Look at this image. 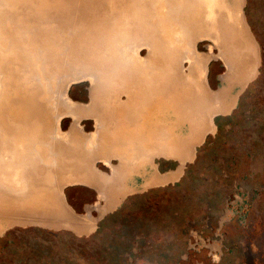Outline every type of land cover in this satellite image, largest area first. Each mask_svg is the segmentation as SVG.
Segmentation results:
<instances>
[{"label":"bare ground","instance_id":"bare-ground-1","mask_svg":"<svg viewBox=\"0 0 264 264\" xmlns=\"http://www.w3.org/2000/svg\"><path fill=\"white\" fill-rule=\"evenodd\" d=\"M245 2L0 0V234L30 225L94 230L95 221L70 206L65 188L102 178L97 163L121 155L112 133L98 126L99 111L112 108L115 98L96 89L89 105L75 103L67 96L73 83L113 84L141 66L166 77L176 94L199 101L200 124L186 130L180 155L195 153L214 133V118L232 110L258 75ZM204 40L218 52H199ZM213 59L227 68L217 91L207 82ZM67 115L74 124L63 133ZM84 118L95 120L92 134L84 133Z\"/></svg>","mask_w":264,"mask_h":264},{"label":"rangeland","instance_id":"rangeland-1","mask_svg":"<svg viewBox=\"0 0 264 264\" xmlns=\"http://www.w3.org/2000/svg\"><path fill=\"white\" fill-rule=\"evenodd\" d=\"M244 14L259 48L258 75L229 114L214 118L216 132L196 147L185 177L128 196L90 237L68 229L15 226L0 236V264H264V0H246ZM210 45L201 41L197 50L217 53ZM147 53L143 47L140 55ZM226 72L222 60H211L207 82L212 91L220 89ZM67 96L89 105L90 81L72 85ZM73 124L67 115L59 126L64 133ZM80 125L85 134L96 130L93 118ZM155 163L161 173L180 165L163 157ZM97 168L111 172L103 162ZM65 196L78 216L86 219L87 208L94 207L92 216L99 218L98 191L76 185L66 188Z\"/></svg>","mask_w":264,"mask_h":264},{"label":"flooded vegetation","instance_id":"flooded-vegetation-1","mask_svg":"<svg viewBox=\"0 0 264 264\" xmlns=\"http://www.w3.org/2000/svg\"><path fill=\"white\" fill-rule=\"evenodd\" d=\"M177 87L170 86L166 77L154 76L152 71L142 66L136 67L132 75L118 77L113 84L101 82L98 87L91 85V94L96 89L97 92H113L114 106L101 108L98 119L102 123L98 126L112 133L109 136L114 137L112 142L121 155L116 159L117 165L112 164L114 159H102L110 166V174L101 172L102 178L89 177L83 185L98 191L103 203L95 208L99 218L92 216L94 207L87 208V217L95 221L94 230L78 235L90 237L99 234L106 214L116 211L128 196L179 183L185 177L186 163L193 162L195 158V153L188 157L180 155L184 150L186 130H196L201 118L199 101L195 97L186 99L180 92L176 94L173 90ZM171 147L173 154H170ZM161 157L178 161L180 165L176 170L161 173L155 163V159ZM257 167L255 162L254 171ZM90 232L93 234L89 235Z\"/></svg>","mask_w":264,"mask_h":264},{"label":"crops","instance_id":"crops-1","mask_svg":"<svg viewBox=\"0 0 264 264\" xmlns=\"http://www.w3.org/2000/svg\"><path fill=\"white\" fill-rule=\"evenodd\" d=\"M30 226H35V225H30ZM17 227H23V226H17ZM56 230V229H55ZM96 231V230H95ZM6 232V231H5ZM4 232V233H5ZM91 234H93V233H91ZM91 234H89V235H91ZM83 235H85V234H83ZM83 235H78V236H83ZM86 236V235H85Z\"/></svg>","mask_w":264,"mask_h":264},{"label":"water","instance_id":"water-1","mask_svg":"<svg viewBox=\"0 0 264 264\" xmlns=\"http://www.w3.org/2000/svg\"><path fill=\"white\" fill-rule=\"evenodd\" d=\"M80 82H82V81H80ZM80 82L73 83L72 85L78 84V83H80ZM72 85H71V86H72ZM66 188H67V187H66ZM66 188H65V189H66ZM71 231H72V230H71ZM76 234H77V233H76ZM90 234H91V232H90ZM77 235H78V234H77Z\"/></svg>","mask_w":264,"mask_h":264}]
</instances>
